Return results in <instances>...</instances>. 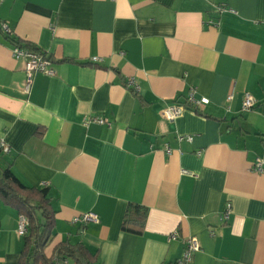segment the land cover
<instances>
[{"label": "crops", "instance_id": "crops-1", "mask_svg": "<svg viewBox=\"0 0 264 264\" xmlns=\"http://www.w3.org/2000/svg\"><path fill=\"white\" fill-rule=\"evenodd\" d=\"M3 22L0 165L49 187L48 257L70 242L98 264H176L195 236L192 264H264V0H0ZM15 38L55 71L29 93ZM192 92L209 102L167 120ZM131 202L148 211L141 234L122 228ZM19 215L0 196V264H20Z\"/></svg>", "mask_w": 264, "mask_h": 264}, {"label": "trees", "instance_id": "trees-1", "mask_svg": "<svg viewBox=\"0 0 264 264\" xmlns=\"http://www.w3.org/2000/svg\"><path fill=\"white\" fill-rule=\"evenodd\" d=\"M14 43L23 44L16 38ZM23 45L33 48L30 44ZM5 154L8 153L0 152V155ZM0 196L29 220L20 264H98L96 254L82 243H59L54 249V254L47 256L45 249L53 237L55 223V211L48 186H27L15 175L11 165H0ZM147 213V209L141 204L131 202L123 220V230L141 234Z\"/></svg>", "mask_w": 264, "mask_h": 264}, {"label": "built area", "instance_id": "built-area-1", "mask_svg": "<svg viewBox=\"0 0 264 264\" xmlns=\"http://www.w3.org/2000/svg\"><path fill=\"white\" fill-rule=\"evenodd\" d=\"M0 30L8 35L13 34L11 27L3 22L0 25ZM12 53L16 58L23 57L25 59V84H24V91L29 93L31 90L33 76L36 72H43L49 75H53L55 73L54 69L51 67V60L47 57L43 52L24 46L23 44L14 43L12 47ZM95 61L98 60L97 57L94 58ZM127 85L134 90L138 91L139 86L134 78H131ZM230 96L229 98H231ZM209 100L207 98L197 99L192 92L185 102H172L167 104V106L163 110L164 117L167 120H173L179 117L186 109L193 108L194 110H199V106L205 103H208ZM256 103L255 98L249 93H245V98L243 101V110H250ZM96 122L104 123V119L102 118H95ZM183 138V137H182ZM188 139L191 137L188 136ZM168 152H171V148H167ZM0 152L9 153L10 146L7 141L0 137ZM252 170L255 172H264V156H258L254 163L252 164ZM231 213V204L228 203L226 206L225 211L222 214V220H228ZM98 215L93 212H85L78 216H75L73 221L79 222L82 225H86L90 222L98 221ZM29 228V220L28 218L20 214L18 219V233L21 236H25L28 233ZM179 237V232L175 231L170 234L169 239H177ZM201 249V243L195 236H189L185 240V249L181 258L177 261L176 264H192L194 255Z\"/></svg>", "mask_w": 264, "mask_h": 264}]
</instances>
